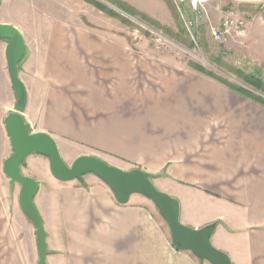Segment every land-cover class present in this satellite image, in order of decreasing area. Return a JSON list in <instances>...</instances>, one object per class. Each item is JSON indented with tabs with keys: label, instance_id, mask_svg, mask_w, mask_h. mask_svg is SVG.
Returning a JSON list of instances; mask_svg holds the SVG:
<instances>
[{
	"label": "crops",
	"instance_id": "crops-1",
	"mask_svg": "<svg viewBox=\"0 0 264 264\" xmlns=\"http://www.w3.org/2000/svg\"><path fill=\"white\" fill-rule=\"evenodd\" d=\"M74 1L3 0L0 6V22L16 26L26 42L19 76L27 90L22 114L31 131L51 134L71 160L96 155L125 170L159 174L161 190L178 198L185 211L183 223L200 228L217 221L212 242L234 264H264V106L178 55L160 54L163 46L131 44L87 26L84 18L75 20ZM263 2L212 0L210 10L225 12L240 3L256 12L248 44L264 80ZM162 5L161 16L168 18L169 7ZM207 23L215 24L211 18ZM6 45L0 41V138L9 150L2 170L12 153L4 120L18 98ZM21 171L39 181L34 202L48 264H212L174 244L157 206L143 194L120 203L94 173L60 181L49 158L37 153ZM3 177L12 200L4 171ZM13 206V227L22 248V230L35 247L37 264L35 225L19 198ZM17 258L25 263L21 254Z\"/></svg>",
	"mask_w": 264,
	"mask_h": 264
},
{
	"label": "water",
	"instance_id": "water-1",
	"mask_svg": "<svg viewBox=\"0 0 264 264\" xmlns=\"http://www.w3.org/2000/svg\"><path fill=\"white\" fill-rule=\"evenodd\" d=\"M2 1L0 0V6ZM114 8L123 12L116 6ZM1 40H7L5 49L7 66L18 95L15 109L4 120L11 140L12 153L4 160L3 171L11 181V193L14 192L16 185H19L18 198L21 208L35 225L39 251L37 264H48L49 253L43 219L34 202L40 185L37 179L21 171V165L25 159L35 153L49 158L50 171L60 181L81 180L85 174L94 173L109 185L120 203H127L134 193L143 194L157 206L169 227L174 244L179 249L191 251L200 260H207L212 264H234L230 254L216 247L212 242L218 222L214 221L200 228L183 223L180 220L179 199L157 188L153 181L159 174L140 168L125 170L96 155H80L68 164L63 159L58 143L51 134L31 131V125L22 114L27 103V90L19 76L20 62L26 50L25 38L16 26L0 22Z\"/></svg>",
	"mask_w": 264,
	"mask_h": 264
},
{
	"label": "rangeland",
	"instance_id": "rangeland-1",
	"mask_svg": "<svg viewBox=\"0 0 264 264\" xmlns=\"http://www.w3.org/2000/svg\"><path fill=\"white\" fill-rule=\"evenodd\" d=\"M75 1L70 5L71 12H73L75 20L78 18L81 21L84 18L87 26H95L104 32L111 31V33H115L118 37L126 38L131 44H136L138 41L142 40L146 44V47L149 46L148 44L152 45V43L158 45L157 43L160 41L158 39L159 34H163L165 39L159 44L164 45V49L159 50L160 54H176L180 57L182 62L186 61L187 64L190 61L202 64L207 69L233 82V84H239L248 87L242 82L240 78L231 73L230 67L241 69L246 73L256 74L254 72H257V64L254 62L249 50L248 39L250 32L247 34V38L245 37L241 39L230 37V39H228L225 43L221 44L213 37L207 20L203 16H196L194 11H192V8H189L188 11L186 10V13H184V17H182L180 14H178L173 0ZM95 1L102 3L107 10L114 9L120 14L121 18H127L131 22L128 20V22L126 20H121V18L118 16H114L103 8L97 7L94 4ZM116 1L127 4L129 8H133L138 13H142L150 19L158 22L160 28H155L142 20L141 15L133 16L132 14L121 9L113 3ZM211 1L212 0H210L207 4L209 16L213 23H215L214 25L218 26L224 16V12L219 11V9H213L212 12V10H210ZM163 2L169 7L168 18L161 16L163 12L160 9L163 8ZM160 4L162 5L161 8ZM261 5L264 6V2L261 3ZM114 6L120 8L129 16L115 9ZM230 7H234L235 12L238 15L246 16L248 20L249 31L256 12L253 11L247 4L243 5L238 3L235 6ZM71 16L73 18V15ZM184 18L188 21L191 19L194 23V26H191L189 29L186 26ZM142 29L149 31V34H145ZM148 48L153 49L152 46ZM217 58H220V60L218 61ZM255 93L260 94L257 92V90H255ZM8 153L9 150L5 146L3 138H0V264H19L17 256L20 254L23 257L22 262H25L24 264H35L37 258L36 254L34 253L35 247L33 245L31 246L29 238L25 236L24 231L22 230V248L18 232L13 227V201H18V192L16 191L18 190V187L16 186L11 200L9 194V185L7 180H4L2 170L3 157ZM62 157L68 164H71L74 161L65 154H63ZM154 183L160 190L165 187L161 179L158 177L154 179ZM180 220L183 222L186 220L184 209H182L180 212ZM11 236H13L15 240ZM16 244L18 249H16Z\"/></svg>",
	"mask_w": 264,
	"mask_h": 264
},
{
	"label": "trees",
	"instance_id": "trees-1",
	"mask_svg": "<svg viewBox=\"0 0 264 264\" xmlns=\"http://www.w3.org/2000/svg\"><path fill=\"white\" fill-rule=\"evenodd\" d=\"M113 3L116 4L118 7H120L121 9L125 10L126 12L132 14L133 16L141 15L142 20H144L145 22H147L148 24H150L151 26H153L155 28H160L158 22L150 19L149 17H147L146 15H144L142 13H138L133 8H129V6L127 4H123L122 2H118V1L113 2ZM94 4L99 8H103L108 13H111L112 15L118 16L119 18H121L120 14L118 12H116L114 9H108L107 10L103 6V4L100 2L95 1ZM178 14H179V12H178ZM121 20L130 21L127 18L126 19L121 18ZM142 30L145 34H149V31H147L146 29H142ZM217 59H218V61L220 60V58H217ZM188 64L194 70L198 71L199 73H202L206 76H209V77L217 80L218 82L222 83L223 85L227 86L228 88L237 92L238 94H240L246 98H249V99H251V100H253V101L264 106V96H263V94H264V80L261 78L259 70H257V72H254L256 74H253V73H246L245 71L238 69V68L235 69V68L230 67L231 73H233L238 78H240L242 80V82L248 86V87H246V86L239 85V84H233V82H231V81L227 80L226 78H223L220 75L216 74L215 72L207 69L202 64H198L196 62H191V61L188 62ZM254 89L257 90V92H260L261 94L255 93Z\"/></svg>",
	"mask_w": 264,
	"mask_h": 264
},
{
	"label": "built area",
	"instance_id": "built-area-1",
	"mask_svg": "<svg viewBox=\"0 0 264 264\" xmlns=\"http://www.w3.org/2000/svg\"><path fill=\"white\" fill-rule=\"evenodd\" d=\"M209 1L210 0H173L176 9L182 17H184V13H186L187 10L185 9V4H188L196 16L201 15L208 22L210 21L209 9L207 7ZM185 22L189 29L191 26H194L191 19L190 21L185 19ZM248 27V20L246 16L238 15L234 9H228L224 12L221 23L218 26L211 25L210 30L215 40L222 44L230 39V37L241 39L245 38L248 34ZM158 39L160 40V43L165 39V36L163 34H159ZM159 43H157L159 47L164 46Z\"/></svg>",
	"mask_w": 264,
	"mask_h": 264
}]
</instances>
